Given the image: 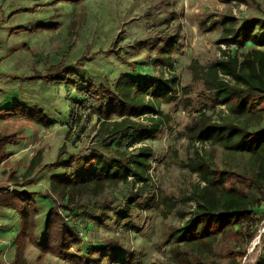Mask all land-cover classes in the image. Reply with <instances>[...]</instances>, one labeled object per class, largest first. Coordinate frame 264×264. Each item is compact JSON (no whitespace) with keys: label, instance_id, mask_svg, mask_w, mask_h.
<instances>
[{"label":"rangeland","instance_id":"obj_1","mask_svg":"<svg viewBox=\"0 0 264 264\" xmlns=\"http://www.w3.org/2000/svg\"><path fill=\"white\" fill-rule=\"evenodd\" d=\"M232 22L241 37L229 45L223 44V28ZM18 28L26 31H14ZM248 32L260 46L244 41L242 36ZM256 49L264 51V0H0V76L25 78L40 73L46 78L52 67L64 63L72 68L74 81L82 87L92 85L99 90L108 86L113 90L121 75H130L140 82L166 79L179 90L175 101L160 108L168 120L159 133L132 147L148 145L153 149L149 172L152 187L132 204L129 202L138 187L132 184L110 189L98 199L83 200L89 207L75 219L86 227V241L71 249L69 255L99 257L98 250L114 242L125 256L112 264H174L170 260L171 249L176 247L169 237L171 229L180 228L191 219L196 205L193 201L185 204V200L197 186H206L199 174H192L186 167L194 156L187 127L204 112L213 115L217 122L220 115H229L217 94L207 92L202 83H192L188 67L192 62L210 67L224 51L240 57ZM163 58L169 60L168 66L158 62ZM186 88H190L188 95L183 92ZM151 99L148 94L146 100ZM85 100L75 85L63 81L0 79V110L20 105L41 112L52 122L46 128L18 115L0 114V135H14L16 139L6 148V160L0 164V190L35 193L38 243L44 240L47 215L55 206L47 197L51 178L80 173L93 152L110 160L115 155L112 150L127 146L125 137L114 141L112 150L106 147L110 141L96 140L99 119L96 115L89 118L90 109L80 106ZM242 107L264 116V95L244 91ZM263 129L264 120L250 131ZM64 145L67 154L62 161L78 156L72 169H42L56 161ZM195 149L223 185L261 200L262 206L255 211L253 223L243 221L236 225L235 231L241 234L231 233L215 245L211 254L200 256L183 244L181 253L187 254L192 264H264V190L258 191L243 172L233 169L240 165L247 170L248 157L231 158L222 148L201 143ZM39 151L42 164L30 179H23ZM164 200L176 201V211L168 215ZM106 205L110 207L106 223L91 221L105 214ZM127 211L129 218L119 220L118 216ZM21 228L20 214L0 206V258L6 264L15 259ZM249 235L253 236L251 241H247ZM25 258L28 264H72L30 244Z\"/></svg>","mask_w":264,"mask_h":264},{"label":"trees","instance_id":"obj_2","mask_svg":"<svg viewBox=\"0 0 264 264\" xmlns=\"http://www.w3.org/2000/svg\"><path fill=\"white\" fill-rule=\"evenodd\" d=\"M226 24L221 42L229 45L241 35L235 31L234 22ZM14 31L26 30L18 28ZM242 38L245 42H253L260 46V42L250 32ZM158 62L164 66L169 65V60L165 58ZM188 71L192 83H202L207 92L217 94L221 105L227 106L230 116L220 115L217 122L213 115L204 112L194 118L187 127V140L194 148V156L188 159L186 167L192 174H199L206 186H197L185 200V204L193 201L196 205L195 210L190 213L191 219L182 227L171 229L169 237L176 247L171 249L170 260L174 264H192L190 257L181 253L180 244L196 251L200 256H207L213 252L217 243L228 238L231 233L241 234L240 231H235V226L243 221L253 223L255 211L262 206L261 200H254L223 185L221 178L218 179L216 174H213L209 162L195 149L197 143L220 147L231 158L247 156L249 159L247 170L242 169L240 165L234 166L233 169L243 172L258 191L264 190V129L258 132L250 131L261 125L264 116L254 111L249 112L246 107L241 108L244 91L264 95V51L256 49L240 57L224 51L214 65L206 68L198 62H192ZM50 74L46 78L40 73L25 78L1 75L0 79H21L26 82L42 80L49 83L63 81L67 85H75L78 92L86 97L80 106L86 110L90 109L89 118L93 115L98 116L100 127L96 140L110 141L106 147L112 150L114 141L120 142V137H125L127 146L124 150L120 148L112 150L115 155L110 160L103 154L93 152L85 161L84 169L80 173L72 177L51 178L47 197L55 206L48 212L42 243L35 239L38 216L35 193L16 189L11 192L0 190V206L18 212L22 220L21 232L16 238V255L11 264H28L25 258L28 244L45 254L68 260L72 264H102L104 261L109 264L116 263L125 256V253L121 246L114 242L98 250L99 257L89 255L83 259L69 255L70 250L79 247L83 239L78 229L66 221V216L60 209L68 214L72 213L71 216L76 218L79 214H85L89 207L82 203L83 200L98 199L108 190L127 184H139L135 198L129 202L136 203L140 195L152 187L149 172L152 169L151 159L154 157V151L148 145L135 148L133 151H129V148L150 140L159 133L165 119L168 120L160 112V108L163 104L175 101L179 90L174 82L166 79H161L158 83L140 82L130 75H121L113 90L108 86L99 90L92 85L82 87L74 81L75 74L72 68H67L64 63L52 67ZM226 78L230 80L226 82ZM189 89L183 90L185 95L190 93ZM148 94L152 97L149 101L146 100ZM185 102L190 103L187 99ZM0 114L18 115L46 128L52 124L41 112H32L20 105L6 110L1 109ZM145 116L148 117L141 121L140 119ZM15 140L14 135H0V164L6 160V148ZM66 154L67 147L64 145L56 161L42 169H72L78 156L71 155L67 161H62ZM41 164L42 152L39 151L32 158L23 179H30ZM130 177L134 179L133 182L129 181ZM164 203L168 215L176 211L178 206L176 201L164 200ZM156 207L158 209L160 206ZM103 210L105 214L101 218H91V221H97L101 225L106 223L110 207L106 205ZM118 217L119 220L128 219V211ZM252 238L253 236L249 235L247 241H251ZM0 264L6 263L0 258ZM229 264L238 263L233 261Z\"/></svg>","mask_w":264,"mask_h":264},{"label":"built area","instance_id":"obj_3","mask_svg":"<svg viewBox=\"0 0 264 264\" xmlns=\"http://www.w3.org/2000/svg\"><path fill=\"white\" fill-rule=\"evenodd\" d=\"M229 80H230V78L225 79L226 82H228ZM130 149L133 150L134 148H129V150ZM129 181L133 182L134 179L132 177H130ZM135 185L139 187V184H135ZM66 221L70 222L74 227H76L78 229L79 234L82 237V239H85L84 238V231H86V227L83 226V223H81L78 219H75L74 217H72L70 214H69V216H66ZM85 241L86 240H83V244H85Z\"/></svg>","mask_w":264,"mask_h":264}]
</instances>
